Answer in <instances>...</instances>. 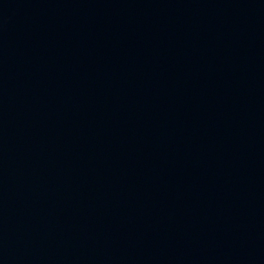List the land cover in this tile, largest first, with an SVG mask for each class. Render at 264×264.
<instances>
[{
	"label": "water",
	"instance_id": "obj_1",
	"mask_svg": "<svg viewBox=\"0 0 264 264\" xmlns=\"http://www.w3.org/2000/svg\"><path fill=\"white\" fill-rule=\"evenodd\" d=\"M0 264H264V0H0Z\"/></svg>",
	"mask_w": 264,
	"mask_h": 264
}]
</instances>
